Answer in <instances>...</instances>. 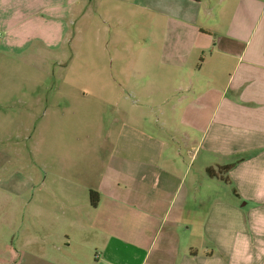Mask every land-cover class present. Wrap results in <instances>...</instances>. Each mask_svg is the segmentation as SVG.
<instances>
[{
	"label": "crops",
	"instance_id": "0c3cea01",
	"mask_svg": "<svg viewBox=\"0 0 264 264\" xmlns=\"http://www.w3.org/2000/svg\"><path fill=\"white\" fill-rule=\"evenodd\" d=\"M78 1L62 0L56 15L50 0H0V48L18 53L35 41L46 44L44 24L63 21ZM152 5L171 44L158 53V64L175 68V90L195 97L190 101L183 94L169 118L192 129L196 143L186 131L176 136L175 127L167 128L175 146L138 149L134 166L121 165L120 175L114 170L98 182L94 204L89 198L72 212L61 207L52 217L57 234L41 240L37 258L43 264H264V0H153ZM203 16L209 21L198 26ZM197 75L206 77L196 84ZM199 154L201 183L192 180L184 188L182 176ZM228 166L223 179L232 183L240 225L226 246L224 214L218 209L211 223L210 207L202 200L208 194L201 191L211 181L209 170ZM113 183L122 187L120 196ZM188 198L198 205L188 209ZM3 199L15 198H0V213ZM73 233L94 257L69 250L78 239ZM3 251L14 250L0 238V257Z\"/></svg>",
	"mask_w": 264,
	"mask_h": 264
},
{
	"label": "rangeland",
	"instance_id": "374dc122",
	"mask_svg": "<svg viewBox=\"0 0 264 264\" xmlns=\"http://www.w3.org/2000/svg\"><path fill=\"white\" fill-rule=\"evenodd\" d=\"M61 1L50 0L51 14H61ZM152 4L79 0L63 21L44 24L46 44L35 41L18 53L0 48V198H15L1 203L0 238L14 250L3 251L1 261L43 264L37 258L41 240L57 234L53 215L62 208L72 212L83 199L90 200L91 192L95 198L98 182L114 170L120 175L121 165L137 163L138 149L175 146L167 128L175 127L176 136L186 131L196 143L192 129L169 118L171 107L188 94L175 90V68L158 64V53L170 50L171 44H166L164 22ZM199 21L198 26L209 18ZM33 30L38 33L36 26ZM198 76L192 78L196 84L206 77ZM226 79L222 73L219 81L224 84ZM191 96L188 100L193 101ZM158 117L167 127L160 128ZM200 158L181 177L184 188L192 180L201 183ZM215 168L217 178L204 175L211 181L202 188L204 197L208 194L202 200L205 209L210 207L211 223L218 209L224 214L223 236L229 246L240 225V205L232 183ZM113 184L112 191L120 196L122 187ZM192 199L188 209L199 203ZM73 235L78 239L69 250L94 257L95 252L80 246L81 236ZM19 246L24 248L17 254Z\"/></svg>",
	"mask_w": 264,
	"mask_h": 264
},
{
	"label": "trees",
	"instance_id": "16d2710c",
	"mask_svg": "<svg viewBox=\"0 0 264 264\" xmlns=\"http://www.w3.org/2000/svg\"><path fill=\"white\" fill-rule=\"evenodd\" d=\"M229 169H230L229 166H228V167H225V168H221V169L219 170L218 173H220V172H222V173H227V171H228ZM208 174H209L210 177H216V178H217V175H216L217 173L213 172L212 169L209 170ZM220 177H221V176H220ZM221 178H222V177H221ZM224 181H225V182H228L227 179H224ZM90 198H91V202L94 204V198H93V193H92V192L90 193Z\"/></svg>",
	"mask_w": 264,
	"mask_h": 264
}]
</instances>
